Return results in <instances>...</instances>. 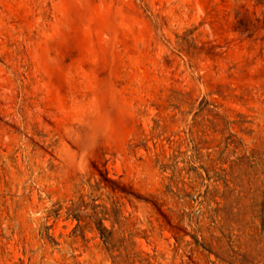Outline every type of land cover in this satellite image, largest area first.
Returning <instances> with one entry per match:
<instances>
[{"label": "rangeland", "instance_id": "374dc122", "mask_svg": "<svg viewBox=\"0 0 264 264\" xmlns=\"http://www.w3.org/2000/svg\"><path fill=\"white\" fill-rule=\"evenodd\" d=\"M0 264H264V0H0Z\"/></svg>", "mask_w": 264, "mask_h": 264}, {"label": "trees", "instance_id": "16d2710c", "mask_svg": "<svg viewBox=\"0 0 264 264\" xmlns=\"http://www.w3.org/2000/svg\"><path fill=\"white\" fill-rule=\"evenodd\" d=\"M103 229H104V227H103ZM103 235V234H102Z\"/></svg>", "mask_w": 264, "mask_h": 264}]
</instances>
